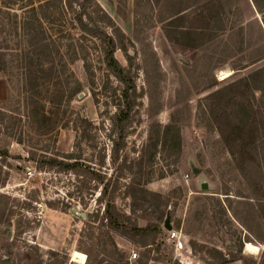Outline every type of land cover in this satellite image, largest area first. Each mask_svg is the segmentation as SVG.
<instances>
[{
	"label": "rangeland",
	"instance_id": "rangeland-1",
	"mask_svg": "<svg viewBox=\"0 0 264 264\" xmlns=\"http://www.w3.org/2000/svg\"><path fill=\"white\" fill-rule=\"evenodd\" d=\"M94 1L131 42L125 40L137 66L131 75L140 98L124 141L110 121L122 84L103 64V46L110 37L120 39L99 8L93 3L88 8L102 30L92 37L70 25L58 31L51 16L42 18L40 9V24L32 13L26 14L29 6L38 8L43 0H0V55L9 62L8 72L0 75V106L7 110L26 111L24 58L32 51L33 35L26 20L38 29L42 26L46 42L60 46V56L67 60L73 58L66 53L69 44L80 42L86 48L71 67L84 87V96L76 97L71 105L66 96L61 102L56 86H66L68 75L47 77L49 93L44 89L35 95L40 104H46L50 118L28 114L21 123L23 144L11 142L12 155L22 157V170L12 172L8 185L0 190V195L10 197L0 224V264H116L107 255L114 252L112 242L128 264H223L228 257L241 259L227 264H264V99L260 92L250 90L254 83L250 76L264 67V60L253 62V49L238 52L242 37L236 32L232 39L237 54L225 61L223 52L229 54L230 49L221 37L224 26H235L243 12L255 18L264 0H237L239 4L224 23L225 14L218 12L219 18L207 25L213 32L204 33V47L192 43L189 36L202 32L207 6L197 5L174 17L172 11L192 0ZM263 16L258 14L259 20ZM72 19L70 14L67 20ZM250 31L253 40H258L254 22ZM53 56L60 57L57 52ZM82 58L96 68L92 78ZM115 58L127 66L122 51H116ZM214 78L216 85L205 89ZM184 83L192 93L181 102L178 95L184 96ZM221 89L225 92L211 97ZM150 96L155 106L163 105L155 118L149 116ZM74 111L93 124L85 137L75 128ZM173 121L180 129V148L172 149L169 137V144L155 152L149 147L150 125ZM118 144L119 159L114 162L113 147ZM47 151L72 154L94 172L38 169L35 161L27 159L34 153L40 162ZM102 158L105 163L100 167ZM98 176L103 184L93 181ZM110 200L114 215H124L135 226L158 224L160 232L149 238V246L140 244L144 239L135 237L132 242L109 230L104 218ZM237 200L252 205L250 230L233 216ZM167 221L172 230L167 229ZM134 254L137 258L130 260Z\"/></svg>",
	"mask_w": 264,
	"mask_h": 264
},
{
	"label": "trees",
	"instance_id": "trees-1",
	"mask_svg": "<svg viewBox=\"0 0 264 264\" xmlns=\"http://www.w3.org/2000/svg\"><path fill=\"white\" fill-rule=\"evenodd\" d=\"M44 2L36 8L31 5L28 7L26 14L32 13V19L36 20L40 24V15L38 9L41 10V15L43 19H47L51 16V19L58 27V31L63 32V30L70 25L76 32L84 33L90 35L92 37L99 36V33L102 30L99 27L98 22H94L91 12H88V8L92 5H96L99 8L105 17L108 19V23L112 25L115 29V35L120 39V41H115L113 37L109 38L108 44L103 46V64L107 68L109 72H111L115 78L122 84V89L120 90V95L115 103L117 108L116 113L110 121L112 122V126L114 130L119 128V133L121 140H125V129L133 120V112L135 110V106L137 100L140 96L137 94V88L135 84L134 77L131 75L132 69L135 67V58L129 53L128 46L125 40L131 45V42L127 40V38L121 33V31L115 26L112 19L100 8V6L94 0H43ZM25 9V8H24ZM262 11L261 7L259 8ZM263 12V11H262ZM73 16L72 21L67 20L69 15ZM180 13L177 10V13L173 16L179 15ZM67 22H66V20ZM25 25L26 28H31L33 35L30 40V48L32 51H28L24 58V76L25 80L23 85V90L25 91L22 94L23 99L25 100V104H23L24 109L22 114H20L19 110L17 112H11L7 110L5 107L0 106V190L5 188L10 180V176L12 172H21L22 164L19 163L22 160L21 156H14L10 152V145L12 141H16L18 144H23L22 139V121L28 114H31V117H42L44 120L50 118L47 112L46 104H40L41 101L38 100L37 95H35V91L38 93L45 89L47 93L50 90V84L47 82V77H52L54 75L65 74L68 75V80L66 86L63 83L57 85L59 88V97L61 102L63 101L64 96H66V103L71 105V103L78 97L81 93L84 92V87L82 83L77 79L74 71L72 70V66L78 61V55L80 53H85L86 48L80 44H69L66 47V53H71L70 60L60 56L61 47L55 44L47 43L44 39V29L42 26L38 27L32 23L27 22ZM87 21V22H86ZM91 26V27H90ZM260 28V27H259ZM39 30V31H38ZM242 37V42L240 44V51L245 52L249 49H253L251 54V59L253 62H258L264 60V30L260 28V37L258 40L254 41L253 38L244 39L243 32L239 33ZM250 41V42H249ZM253 41V43H251ZM53 47V49H52ZM229 54H225V61L229 59H233L237 51L234 50V47H229ZM54 50L60 56L56 59L54 55ZM122 51L126 56L127 66L123 67L115 58L116 51ZM224 54V52H223ZM83 67L85 69L86 74L89 78H92L96 73V68H94L93 63L88 61L86 58H82ZM9 69V62L5 60V58L0 55V75H5ZM204 76L201 78L203 79ZM254 79L253 85L251 84V92H260V98L264 99V67H261L257 71H255L250 76ZM214 83L207 86L205 89H209L214 87L216 79H213ZM92 85L94 83L92 82ZM184 88V96L182 98L181 94L178 95L179 101L184 102L187 101L191 97V87L186 83L182 84ZM61 90V91H60ZM198 90V88H196ZM225 89L218 90L211 97L215 98L219 94L224 93ZM19 106H21V102H19ZM40 109V110H39ZM149 116L151 118H155L163 111V105L159 104V106H155L154 97L150 96V104H149ZM39 110V111H38ZM187 110V108H185ZM26 112V113H24ZM40 113V114H39ZM190 114V112H188ZM74 115L77 116L75 121V128L78 131L79 136H87L88 129L92 128V123L88 118L82 116L81 114L74 111ZM29 119V118H28ZM31 119V118H30ZM116 133V131H115ZM117 134V133H116ZM117 137V135H116ZM169 137H172L171 147L172 149L178 150L181 145V136L180 129L177 126V123L173 121L171 124L163 126L159 122H153L149 128V147L154 149L157 152L158 148L161 145H168L170 141H168ZM116 140V139H115ZM121 145H114L113 147V158L114 162L119 159V151ZM174 150V151H175ZM44 152L43 156L40 157L42 160L39 162L38 159L32 153V156H28V161H35L37 168L42 169L45 167L48 168H56L60 171L64 172H77L79 169H88L89 171L94 172V168L84 164L78 158L73 157L72 154H61L60 152ZM105 163L104 158L100 161V167H103ZM41 164V165H39ZM93 169V170H91ZM98 183L103 184V180L100 176L98 178L93 179ZM106 186V189H105ZM104 186V190H107L108 184ZM103 190V191H104ZM107 192L104 191V197L107 195ZM228 195V192L225 193ZM244 198V197H243ZM10 197L8 195H0V205H4L3 210H0V224L4 223L5 213L8 212V201ZM2 202V204H1ZM231 202V201H230ZM107 208V212L105 215V220L107 221V226L110 231L115 232L117 234L122 235L125 238L130 239L132 242H135V237L140 239H144L140 244L144 246H149L150 240L149 238L155 235H158L160 232V228L158 224L150 225L145 228H140L131 223L130 219L124 217V215L116 214L114 215L115 206L110 204ZM236 208L233 210V216L236 218L238 222L241 223L247 230H250L249 220L253 213L250 211V207L252 205L246 200H237L235 202ZM249 208V210H248ZM193 231H188V233H192ZM110 240V238H109ZM110 242H112L110 240ZM154 242V241H153ZM108 244V243H107ZM114 247V252L112 254L108 253V256H112L116 264H128L125 261L126 257L121 254L116 245L112 242ZM241 258L232 257L225 258L223 260V264H227L229 261H237ZM61 264H66V262H61ZM141 264V261L139 262Z\"/></svg>",
	"mask_w": 264,
	"mask_h": 264
},
{
	"label": "crops",
	"instance_id": "crops-1",
	"mask_svg": "<svg viewBox=\"0 0 264 264\" xmlns=\"http://www.w3.org/2000/svg\"><path fill=\"white\" fill-rule=\"evenodd\" d=\"M235 1H237V0H192V2L189 1L190 3H188L186 6H184V7L180 6V10L178 7V12L180 13L179 15L186 13L187 11H189L190 9L194 8L197 5H203V6H207L209 8V11L207 14V19L205 20V25L202 28V32L197 33V32H199V30H197L196 33L193 34L194 36L193 35L189 36L190 39L192 40V43L195 42L194 43L195 45L200 46V47H204L205 44H207L206 41H203L204 40V38H203L204 33H207V32L212 33L213 32V27L212 26L209 27L207 25L211 24L210 22L214 21L215 18H219L218 12H221L220 14H225L224 18H223V23L225 20L229 21V19H228L229 13L234 11L235 6H237L239 4L238 1H237V3ZM177 4H180V3H177ZM242 5L244 8V4H242ZM242 5L240 4L241 7H242ZM261 9L263 12L260 11V9L257 10L258 13H257L256 17L253 19H252V16L250 13L244 14V12H243V16L240 19V21H237V23L235 24L236 27L232 25L233 27L229 28L231 26V24H230V26L225 25L224 27H226V28L221 30V33H222L221 37H223V39H224L222 44L225 45L227 48L235 47L236 44L233 42L232 37L237 35L236 32H238V33L243 32L244 39H246L247 37L251 38L250 27L252 25V22H254L258 26V28L260 27L264 30V20H263L264 18L262 20H259V17H258V14L264 15V7H261ZM215 11H216V13H214ZM249 11H250V8H249ZM172 12L173 13H171V14L173 16L174 14L177 13V8L175 9V11H172ZM231 17H233V14L231 15ZM171 18H173V17L170 16L168 19L170 20ZM260 28H259V34H260ZM224 54H226V53L224 52ZM229 60H231V59H229Z\"/></svg>",
	"mask_w": 264,
	"mask_h": 264
},
{
	"label": "water",
	"instance_id": "water-1",
	"mask_svg": "<svg viewBox=\"0 0 264 264\" xmlns=\"http://www.w3.org/2000/svg\"><path fill=\"white\" fill-rule=\"evenodd\" d=\"M130 54L132 55L133 53H130ZM82 96H84V94H80L79 95L80 98H82ZM203 189L205 190L206 186H203ZM166 227H167L168 230H172V228L169 225V221L166 222Z\"/></svg>",
	"mask_w": 264,
	"mask_h": 264
},
{
	"label": "built area",
	"instance_id": "built-area-1",
	"mask_svg": "<svg viewBox=\"0 0 264 264\" xmlns=\"http://www.w3.org/2000/svg\"><path fill=\"white\" fill-rule=\"evenodd\" d=\"M137 258V254H134V256H132V258H130V260L136 259Z\"/></svg>",
	"mask_w": 264,
	"mask_h": 264
},
{
	"label": "bare ground",
	"instance_id": "bare-ground-1",
	"mask_svg": "<svg viewBox=\"0 0 264 264\" xmlns=\"http://www.w3.org/2000/svg\"><path fill=\"white\" fill-rule=\"evenodd\" d=\"M223 73H224V72H223ZM225 76H226V75H225ZM227 76H228V75H227ZM227 76H226V77H227ZM253 246H254V245H253ZM248 247L252 248V246H251L250 244H249V246H248ZM257 249H258V248H257Z\"/></svg>",
	"mask_w": 264,
	"mask_h": 264
}]
</instances>
